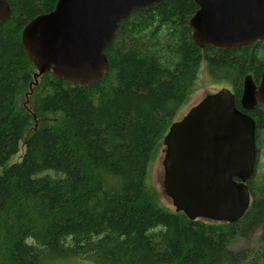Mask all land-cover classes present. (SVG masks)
Masks as SVG:
<instances>
[{
	"label": "trees",
	"instance_id": "16d2710c",
	"mask_svg": "<svg viewBox=\"0 0 264 264\" xmlns=\"http://www.w3.org/2000/svg\"><path fill=\"white\" fill-rule=\"evenodd\" d=\"M7 2L10 14L0 24V264H264V236L257 249L231 247L264 230V183L253 181L255 170L247 183L251 204L232 224L165 211L146 186L151 155L195 90L202 63L255 121L256 145L264 141V109L239 104L244 78L257 84L261 77L264 39L238 50L201 49L188 27L193 0H162L118 24L98 82L71 85L39 74L21 42L26 24L57 0ZM21 146L20 160L8 164Z\"/></svg>",
	"mask_w": 264,
	"mask_h": 264
},
{
	"label": "water",
	"instance_id": "95a60500",
	"mask_svg": "<svg viewBox=\"0 0 264 264\" xmlns=\"http://www.w3.org/2000/svg\"><path fill=\"white\" fill-rule=\"evenodd\" d=\"M162 0H57L54 9L22 30L23 49L39 74L71 85H90L106 73L104 54L118 24L133 11ZM190 37L201 49L238 50L264 39V0H193ZM0 0V24L9 16ZM242 110L264 109V68L256 85L242 83ZM255 121L235 105L227 88L206 95L163 137L162 187L175 212L187 219L232 224L251 203L247 187L256 164Z\"/></svg>",
	"mask_w": 264,
	"mask_h": 264
},
{
	"label": "rangeland",
	"instance_id": "374dc122",
	"mask_svg": "<svg viewBox=\"0 0 264 264\" xmlns=\"http://www.w3.org/2000/svg\"><path fill=\"white\" fill-rule=\"evenodd\" d=\"M261 56V55H260ZM259 56V57H260ZM222 88H228L226 83H213L209 76L207 75L205 64L202 63L196 80V86L193 93L188 97L184 106L178 111L174 121L180 120L187 111L199 103L206 95L215 93ZM24 102V103H23ZM25 104L24 97L20 99V104ZM36 125V123H35ZM36 127V126H35ZM19 154L14 156L8 164L17 162L20 160V156L23 153L24 149L20 147ZM164 149L162 142L154 149L150 163L147 171V180L146 186L148 193L155 203L168 212H175L174 207L171 204V201L165 196L162 180H163V168L162 160L164 157ZM253 181L256 183H264V141L262 140L261 144L256 145V164H255V173L253 176ZM264 236V230L258 229L248 238L236 239L231 243L232 249L241 250L245 248L257 249L261 244L262 238ZM63 264H91L86 261H71Z\"/></svg>",
	"mask_w": 264,
	"mask_h": 264
},
{
	"label": "flooded vegetation",
	"instance_id": "af4514ba",
	"mask_svg": "<svg viewBox=\"0 0 264 264\" xmlns=\"http://www.w3.org/2000/svg\"><path fill=\"white\" fill-rule=\"evenodd\" d=\"M255 84H256V83H255ZM257 84H258V83H257ZM257 84H256V85H257ZM252 110H253V109H252ZM250 111H251V110H250Z\"/></svg>",
	"mask_w": 264,
	"mask_h": 264
}]
</instances>
